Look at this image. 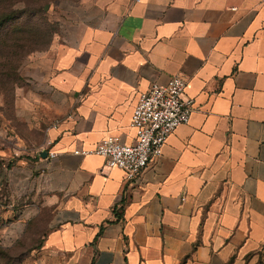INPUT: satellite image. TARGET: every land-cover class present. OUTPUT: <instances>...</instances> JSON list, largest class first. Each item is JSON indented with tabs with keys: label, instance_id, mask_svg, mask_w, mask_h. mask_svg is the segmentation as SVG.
<instances>
[{
	"label": "crops",
	"instance_id": "obj_1",
	"mask_svg": "<svg viewBox=\"0 0 264 264\" xmlns=\"http://www.w3.org/2000/svg\"><path fill=\"white\" fill-rule=\"evenodd\" d=\"M82 2L15 94L43 136L17 160L52 208L37 264H264V0ZM171 75L188 122L135 180L103 168L95 143H131L137 94Z\"/></svg>",
	"mask_w": 264,
	"mask_h": 264
},
{
	"label": "rangeland",
	"instance_id": "obj_2",
	"mask_svg": "<svg viewBox=\"0 0 264 264\" xmlns=\"http://www.w3.org/2000/svg\"><path fill=\"white\" fill-rule=\"evenodd\" d=\"M82 3L0 0V264H37L41 237L52 217L31 176L18 170L17 160L34 156L43 136L16 116V89L30 87L38 59L53 42L77 31L85 15ZM15 138L19 147L10 146Z\"/></svg>",
	"mask_w": 264,
	"mask_h": 264
},
{
	"label": "built area",
	"instance_id": "obj_3",
	"mask_svg": "<svg viewBox=\"0 0 264 264\" xmlns=\"http://www.w3.org/2000/svg\"><path fill=\"white\" fill-rule=\"evenodd\" d=\"M184 89L185 79L171 75L163 82H150L145 91L139 92L130 114L132 142L124 144L117 137L105 136L94 145L92 152L102 158V167L117 168L122 171L124 180H135L160 155L167 136L188 122L194 102ZM18 152L19 149L13 154ZM74 153L83 155L86 151ZM54 156L53 152L46 153L48 159Z\"/></svg>",
	"mask_w": 264,
	"mask_h": 264
},
{
	"label": "water",
	"instance_id": "obj_4",
	"mask_svg": "<svg viewBox=\"0 0 264 264\" xmlns=\"http://www.w3.org/2000/svg\"><path fill=\"white\" fill-rule=\"evenodd\" d=\"M44 154L46 155V153L44 152Z\"/></svg>",
	"mask_w": 264,
	"mask_h": 264
}]
</instances>
